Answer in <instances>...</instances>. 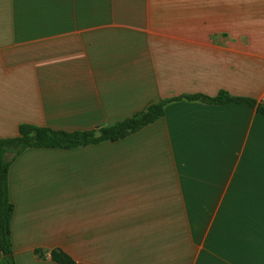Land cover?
<instances>
[{"label": "crops", "instance_id": "0c3cea01", "mask_svg": "<svg viewBox=\"0 0 264 264\" xmlns=\"http://www.w3.org/2000/svg\"><path fill=\"white\" fill-rule=\"evenodd\" d=\"M220 92L264 102V0H0V139ZM8 198L15 264H264V117L172 102L116 142L25 150Z\"/></svg>", "mask_w": 264, "mask_h": 264}, {"label": "trees", "instance_id": "16d2710c", "mask_svg": "<svg viewBox=\"0 0 264 264\" xmlns=\"http://www.w3.org/2000/svg\"><path fill=\"white\" fill-rule=\"evenodd\" d=\"M181 100L201 102L205 105L213 106L244 105L255 109L257 114L264 117V102L235 98L229 96L226 92H220L215 97L196 95L166 99L152 104L144 111L136 113L132 117L110 127H99L83 132H63L21 125L18 128V136L16 138L0 139V250L6 264H15L10 239L13 206L8 198V171L10 165L22 152L27 149L69 150L105 142H116L156 122L163 116L164 109L168 104ZM51 260L58 264H74L72 259L60 250L51 252Z\"/></svg>", "mask_w": 264, "mask_h": 264}, {"label": "rangeland", "instance_id": "374dc122", "mask_svg": "<svg viewBox=\"0 0 264 264\" xmlns=\"http://www.w3.org/2000/svg\"><path fill=\"white\" fill-rule=\"evenodd\" d=\"M65 254V253H64Z\"/></svg>", "mask_w": 264, "mask_h": 264}]
</instances>
